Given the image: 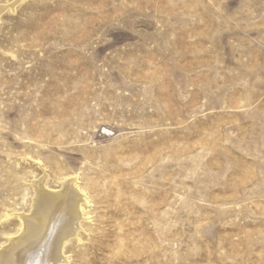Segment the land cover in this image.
Masks as SVG:
<instances>
[{
	"label": "rangeland",
	"instance_id": "obj_1",
	"mask_svg": "<svg viewBox=\"0 0 264 264\" xmlns=\"http://www.w3.org/2000/svg\"><path fill=\"white\" fill-rule=\"evenodd\" d=\"M0 9V251L45 177L58 264H264V0Z\"/></svg>",
	"mask_w": 264,
	"mask_h": 264
},
{
	"label": "bare ground",
	"instance_id": "obj_2",
	"mask_svg": "<svg viewBox=\"0 0 264 264\" xmlns=\"http://www.w3.org/2000/svg\"><path fill=\"white\" fill-rule=\"evenodd\" d=\"M44 178L35 184L31 213L19 214V233L11 235L9 244L0 251V264L67 261L64 245L80 228L86 197L71 179L63 183L62 190L53 191L46 187Z\"/></svg>",
	"mask_w": 264,
	"mask_h": 264
}]
</instances>
